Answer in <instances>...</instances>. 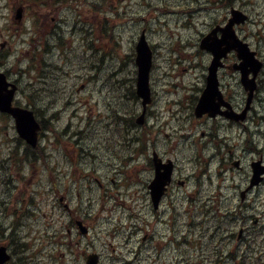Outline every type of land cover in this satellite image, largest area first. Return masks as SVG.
Returning <instances> with one entry per match:
<instances>
[{"label":"rangeland","instance_id":"374dc122","mask_svg":"<svg viewBox=\"0 0 264 264\" xmlns=\"http://www.w3.org/2000/svg\"><path fill=\"white\" fill-rule=\"evenodd\" d=\"M16 1L17 0H0V44L4 43L3 40H8L12 45H14V53L9 52L7 49L3 50L0 45L1 67L6 68L8 64L9 72H11L17 79L22 80L20 99H23L24 96L28 94L30 86L31 88L36 87V90H39L40 94H33L32 96L34 107L37 109L39 115L44 114L45 116H48L53 113L57 115L58 113L53 124L57 127L61 126L62 132L67 131V125L70 124L75 128L77 127V122L79 120L86 121V119L89 118L87 113L88 108L85 106L66 107V103L68 102L67 100L71 96L69 85L75 84L76 87L79 83L89 84L91 88V97H87V99L90 104L98 106V109H94V115L98 119L101 112L107 110L106 104L108 102L109 94L106 90L101 92L98 90L105 83H114L113 79H110L112 71H108V66L112 70L123 66L126 75L124 78L125 83L134 79L135 65L132 62V59H134V47L138 42V36H140L138 35V32L140 29L141 33L144 30L148 31V38L155 44L158 52V69L154 73V77L158 79V83L154 81V90L157 97H160L161 103L166 100L169 102V107H171L172 102L178 96L182 97L184 94H189L191 96L192 91L196 88V83L200 81L203 74H206V70L211 62L210 55L200 49V40L212 26H215L217 16L221 13L220 11L228 14L230 12L226 5L220 2V0H120V2H118L119 0H87L91 3V6L89 7L86 5L84 0H81V8L85 10H78L77 12L74 11V16L70 18L64 17L62 20L59 18L54 21L56 25L60 24V26L64 29V33L61 37L64 39L65 43L63 48L60 47L62 57L58 50H55L51 56L47 55L42 57L39 54L41 50H37L36 44L38 43V38L44 37L47 32V30H44L42 26L44 19H41L40 14L46 11L48 12V9L36 8L39 6L40 0H19L18 4L24 3L30 5V8H28L29 12H27L28 17L26 23L24 26H20L15 21L16 13H12L10 11L12 5H14V2ZM78 1L80 2V0H69L70 4H75ZM249 1L251 3L248 6ZM244 2L246 3L244 7L247 9L248 14L251 17L252 24L248 27H246V25L243 33L244 35L252 34L250 35L251 40L255 41L257 39L258 42L261 43V38H259L258 35H253L256 33H259V35L262 34L264 24V0H244ZM217 5L220 6L221 10H215L214 6ZM115 9L118 10L119 13L116 18H113L112 11ZM105 12L108 13L105 15ZM162 12L165 14L166 12H169V15H164ZM190 13H193L191 17L179 21V16L185 15V17H187ZM32 14L35 17V24L33 29L34 39L31 40L29 29L32 26V21L30 19ZM83 14H86L88 17L87 23L90 21V23L96 25L94 28L95 43L93 44L91 42V37H86L85 40H82L83 38H81L80 34H77L76 39L70 38L69 36L71 28L68 27V25L72 22L71 18H75L76 16L78 19L86 22ZM67 15V13L63 14V16ZM103 15H105L104 22L101 20ZM108 16L112 17L111 19L113 20L108 23L109 26L107 27L105 24L107 23ZM113 31H116L117 34ZM108 32L109 35L111 33L113 36H116V38L114 40H111L112 38H106ZM261 47L264 50L263 43L261 44ZM46 52L47 51H45V53ZM2 54H7L8 57L1 58ZM43 60H47L51 63V66L43 69L41 67ZM100 63L104 64L101 66ZM53 64L57 65L55 69ZM124 86L127 88V84ZM120 90L125 95L129 93L127 89ZM87 99H83L82 103L85 104ZM115 102L121 103L119 94L116 95ZM134 102L137 101L134 100ZM184 102V106H186L188 104L186 99ZM24 103L25 101H23V104ZM51 106H53V108L47 109ZM133 109H137L136 104L133 106ZM60 110L61 112H59ZM96 110L99 113L98 115L95 114ZM166 111L167 110H163L160 114H158V116L162 115ZM193 113L194 112L184 111L176 114L175 112L169 111L168 119L163 121H169L170 123L171 120H173L179 122V125L186 124L187 126L196 127L198 120L195 121L191 119ZM0 122H2L1 116ZM98 123L101 124L100 122ZM1 125L7 128L6 131H8V136H10V138H8L6 143L5 134L7 132H2L3 134L0 136V170L4 167L6 171H0V198L2 197L3 199H7V196H9L14 199L21 198L20 200H23L28 199L27 197L31 195L35 197L44 196V192L51 191V186L48 181L53 179L60 181L61 178H58L57 176L61 175L66 168L65 165H62L63 162L60 160V153L57 152L54 156H51L48 152L44 153V149H42L39 153V158L41 156L46 158L47 164H44V166L32 163L30 168H26L25 164H17L13 160L11 154V145L13 144L11 139L14 138L15 130L13 131L12 125L9 123L7 125L2 123ZM207 125L209 126V124ZM225 127L226 125L221 127L222 131H220L221 128L218 129L219 136L210 129L212 137H221L224 141H227L230 144L232 143L233 145L238 143L236 140L232 142L231 137L226 136H233V133L229 131L225 134ZM253 127L255 128V125ZM123 128L125 129L126 127ZM97 129L98 127L94 128L93 131H97ZM149 129L150 128L145 129L146 131L148 130L147 137L154 138L155 133ZM175 129L178 130V124H170L169 131L167 132L169 137L170 134L177 133V130L173 131ZM138 131V133L133 131L135 133L133 135L124 131L126 134L123 135V137L124 139H137L135 135L144 132L140 129ZM98 132L100 136H97L96 134L97 139L90 136L89 139H85L83 142H85L90 148H93L96 151H101V153H103L102 157H104L105 160L121 161V159L115 160L110 154H107L99 147V145L101 147H105L106 142L111 140H115L120 144V139L114 134H104V131L103 133L100 131ZM190 137L191 138H188L187 142H182L183 140L180 141L181 146L179 153L181 154V166L184 170H187V168L191 166L190 163L197 160L196 152L197 150L199 151L200 147L194 144V141L203 139L202 131L199 130L198 132H194ZM164 140L167 141V139ZM129 146L136 149L138 147L136 144H129ZM156 146H158V144ZM20 148L21 145L18 149ZM154 153V151H150L149 157L152 158ZM183 153L186 154V158L183 156ZM207 157L211 158V154L207 153ZM203 162H205V160H203ZM211 163L213 165L210 166V169H212L213 173V169L217 166L214 162L211 161ZM126 167L127 165L124 166V168ZM82 171L85 175L94 173L104 176L105 178L103 180L106 184L112 183V176L103 173L100 170L99 164L91 163V161L87 162L82 166ZM239 173L240 172L238 170L233 169L232 174H229L225 182L220 181L217 172L215 177L212 175L206 176L204 177L205 189L211 194L220 184L222 186H229L232 181L231 176L238 177ZM23 174H27V178L20 181ZM93 179V177L92 179H89V182L94 186L95 182ZM17 181H19L22 185L20 188L21 192H17V188L12 186V183ZM108 187H110L112 191H115V187ZM61 188L63 190L67 189L65 186H61ZM53 189L54 186L52 187V190ZM117 189L116 194L123 195L126 193L125 188L117 187ZM73 192L74 194H77L78 190H74ZM203 192L206 191L203 190ZM116 198L117 197H115L111 192H105L104 190L98 189L94 190V193L90 196L91 204L89 207L84 209L81 206H78L76 207L77 209L73 211V214L80 215L82 217H87L88 215H92L93 217L95 216L94 219L90 218L89 222L91 224L94 223V229L98 232L99 237L104 236L105 229L110 228L112 225L113 215L106 213L107 211H112V205L107 207L104 210L105 212H101L100 202H104V200L113 202ZM29 201L30 200H28L27 203H29ZM43 202L45 201H42V203ZM75 206L76 204H73L72 207ZM182 209H184V205L181 201L176 214L179 215ZM2 210L3 208L0 205V216L7 217ZM183 214L186 216L184 222L181 221L182 226L180 232V235H182V241L186 243V245L183 246V251L177 252L176 249H173V245L171 244V247L166 248L161 254L154 252L153 255L158 257L159 260L156 264H164V262H167L168 264H184L187 262L188 258L194 256L193 259H195L196 256L204 251L201 249L199 242H206L209 245L208 240L213 235V232L209 230L210 228L212 229V224H210V226L200 224L198 225L199 228H196L195 226L189 228V223L195 218V215L193 213ZM8 221L10 222L11 220ZM165 229L166 233L169 234V226L165 225ZM108 239L109 244H113L114 247H116V251L124 244L123 240H114L112 234L108 236ZM16 242L17 241L14 239L13 244H16ZM23 242L24 241H22V243ZM25 243H29L32 246V242L29 239H27V242L25 241ZM210 246L211 245L208 246L207 253L213 258V254L217 255V251L212 249ZM95 247L97 249H95ZM94 249L96 251L104 249V252L108 254V249L105 246L102 247L100 241L95 242ZM113 250L114 249L110 246L109 253L111 255L114 253ZM149 252L151 254L153 253L152 251ZM26 253L30 258L32 257V255L30 256L31 252ZM40 254L41 255L38 258L33 260L34 263L55 264L47 260V250L41 251ZM173 254H175L176 260L173 257ZM257 259L259 264H264L261 262L260 253L257 255Z\"/></svg>","mask_w":264,"mask_h":264},{"label":"bare ground","instance_id":"6f19581e","mask_svg":"<svg viewBox=\"0 0 264 264\" xmlns=\"http://www.w3.org/2000/svg\"><path fill=\"white\" fill-rule=\"evenodd\" d=\"M223 3H226V0H223ZM244 0H238L236 5H226L227 8H234L238 5H244ZM165 15H169V12H166ZM72 17L69 16L68 18ZM116 17V16H115ZM112 18V17H111ZM72 22L68 25V27H70V31H69V36L70 38H75L77 34L81 35V38H83L82 40H85L86 37H91V42L92 44L95 43V38H94V27L93 25H91L90 23H87L81 19H78L77 17H73L71 18ZM141 31V29H140ZM138 32V35L141 34V32ZM145 31V30H144ZM115 34H117L116 31H113ZM64 33V29L62 26H57L53 35V39L51 42L47 43V48L50 51V54L53 55V52L55 50H58L59 52L61 51L60 47H64V39H62L61 35ZM110 38H112L111 40H114L116 38V36H113V34L110 33ZM264 44V39H262L261 43H259V48L263 49L261 47V44ZM151 47L153 49V58H154V66H153V71L154 73L156 72V70L158 69V65H157V59H158V52L156 50L155 44L152 43L150 41ZM134 59H132V62L134 63V74H136V68H137V64H136V53L134 51L133 54ZM127 60V59H126ZM126 62V61H125ZM124 62V63H125ZM104 63H100V65L102 66ZM114 67V66H113ZM121 68H114V70L110 69L108 66V71H112V75L110 79H113L114 84H116L117 89L119 91V98L121 100V103H116L115 99L116 96L114 97L112 103L106 104L107 107V112L110 113L113 116H117L120 118V121L118 122L119 124H123L126 123L128 121L133 120L141 111V105L140 103L134 102V100H127L126 99V95L123 94L121 92L120 89H127L128 92L134 91L137 87V82H136V77H134V79H132L131 81H127V83H125V70L123 69V66H120ZM4 68V67H2ZM56 68V64H54V69ZM117 69V70H116ZM103 71V69H102ZM97 75V74H96ZM129 82V83H128ZM125 84H127V88L124 86ZM258 90L256 91V93L254 94V100H255V95L257 96ZM136 104L137 109H133V106ZM179 105V103H178ZM197 105V101L192 99L186 106H185V111L187 112H193L195 110V107ZM258 109H264V107H259ZM161 113V106L157 105L156 107H154L153 110H151L148 114V118L153 119L156 118V115ZM101 124L97 123V131H92L89 129H80V130H74L73 131V136L80 141V143L82 144L84 151H85V155L92 161L91 163H97L100 159L103 163V167L102 170L104 171H108L109 168H114L117 172L119 171V167L116 163H114L113 161H109V160H105L103 156V153H101V151H96L93 148H90L85 142H83V140L85 139H89L90 136H92V138L97 139L96 138V134L97 136L99 135L100 131L101 133H103V131L105 132L104 134H108L110 128L114 125V121L112 117H106V116H102L100 121ZM132 130L135 132H139L136 128H128L126 127L125 129L120 127L117 131H115V134H119L120 136L123 134L124 131L126 130ZM100 136V135H99ZM180 140L182 142H187L188 141V137L185 135H180L179 136ZM205 141L206 138H203L201 140H196L194 141V144L198 145L200 148H202L204 151H206L209 154V151L207 150L206 146H205ZM245 139H243L240 142H244ZM152 145H157L160 142V138L159 136H155L154 138H152L150 140ZM240 142L236 143L238 144V148L237 151H234L233 154H235V156L240 155V156H245V160L243 159V163L242 165L245 167V171L247 170V165L246 164V160L248 157V154L244 152H246L243 149V146L240 144ZM129 141L125 140L119 151L118 154L120 157H126L128 155V149H129ZM21 145V148H23V144L21 142H16L14 145V150H17L18 147ZM193 145V144H191ZM99 147L106 152L107 154L109 152L106 151V149H113L114 148V143H112L111 141H107L106 142V146L105 147H101L99 145ZM195 148V147H193ZM211 153V158L209 157L208 160L210 162L211 165H213L211 163L214 162L215 165L217 167H215V169H213L214 171H218V163L213 160L214 157V152H210ZM232 156V155H231ZM230 157L228 156L227 159H229ZM223 159H226V157L224 156ZM225 163L226 161L223 160ZM255 163H261V162H254L252 164V168L253 165ZM233 165H241L240 161H234ZM196 166L198 167L199 164H196ZM2 172H6L4 167L1 168ZM8 171V168H7ZM1 172V173H2ZM103 172V171H102ZM113 174H116L115 172ZM91 189L93 190V187L90 189H85L86 193H91ZM194 192V188H192L187 194L185 195H181V199L183 200V205H184V209L181 210V212L179 213V219L177 221L174 222V224L172 225V231L175 234V236L178 238L179 242H182V235H180L181 232V226H182V222H184L185 219V215L183 213H193L195 215V218L189 223V228H192L193 226H195L196 228L198 227V225L202 224V225H208L210 226V224H212V227H216V226H220L221 227V234L224 235L225 231H229L231 228H234V231L237 228L236 231V235H238V232H243L244 235L241 236H237L236 241L234 239V237L232 238V240L230 241L231 243L236 244H248V248H238L235 249L236 251V258L234 259V261L232 262V264H258L257 260L252 257V256H247L246 253L255 249L260 253V259L261 262L264 263V251L261 250V248H259L260 244L264 243V200H254L251 199L253 205L252 207L249 209V214L253 215V218L249 219V220H245L243 219V212H246V207L245 204L248 203V194L250 192V190H248V193L246 195H242V196H234L232 198L231 201H226L224 198H214L212 196H208V197H201V198H197V199H193L191 197V195ZM256 198V197H254ZM80 205H82L83 207H87L88 203H89V198L88 197H83L80 199L79 201ZM179 205L180 202L175 201L171 204L172 208L177 211L179 209ZM226 206V209H225ZM116 214L120 215L123 218L126 219H130L131 218V214L130 212H128L125 209H118L116 211ZM260 216L262 217V222L260 225H257V220ZM237 220V226H235L233 224L234 220ZM22 220V221H20ZM8 219L6 217H2L0 216V236L3 235L4 233H6L7 237H10L12 239H15L17 242H19V244H15V257L18 260H21L23 262H25L26 264H34L32 261H30L28 254L26 253V248H24L23 244H21L22 242V237L20 236L22 234V231H26V229L28 228L29 225H33L35 227H38L39 225L35 222H31L25 218H21L18 221H14L12 223H8ZM188 223V222H186ZM185 223V224H186ZM186 226V225H185ZM115 227L121 232L124 233L126 231V225L122 224V223H116ZM214 235V233H213ZM213 235L212 237L208 240L209 245H213ZM16 237V238H15ZM223 242L224 241V237L222 238ZM213 248V247H212ZM184 264H199L198 261H190V262H186Z\"/></svg>","mask_w":264,"mask_h":264},{"label":"flooded vegetation","instance_id":"af4514ba","mask_svg":"<svg viewBox=\"0 0 264 264\" xmlns=\"http://www.w3.org/2000/svg\"><path fill=\"white\" fill-rule=\"evenodd\" d=\"M238 2V0H226V5H236ZM256 91L258 90L257 96L255 95V100L254 102L256 103L257 107H264V70L261 74H259L256 78ZM203 90L197 91V93H195V97L194 100L197 101L198 97L202 94ZM185 111V106L182 103H179L178 105V113L184 112ZM251 114H253V109ZM226 125L225 122L221 121V120H215L212 122V126H211V130L215 132L216 135L219 136L218 134V129H220L222 126ZM222 131V128L221 130ZM225 134H227L230 131L229 127H225ZM240 135L244 136L245 141L244 142H240V144L243 146V149L246 151L244 152L248 154L247 160H246V164L247 165V170L246 173H250L252 170V164L254 162H261L262 165H264V127L261 130H253L248 134H245L243 131H238L237 132ZM205 146L207 148V150L209 151V154H211L210 152H214V157L213 160H215L218 163V171L219 173H225L227 175L232 174V169L229 166H233V162L234 161H240L241 165L240 167H244L242 165L243 163V159L245 160V156H240L237 155L235 156V154H233L234 151H237L238 148V144H230L227 141H224V139H222L221 137L219 138H215V137H207L206 141H205ZM112 149H106L107 152H110ZM232 155V156H231ZM226 157V159H223V157ZM228 156L230 157L229 159ZM225 160L226 163L223 161ZM95 164H99L100 170L103 172H106L104 170H102L103 167V163L101 161V159L95 163ZM245 169V167H244ZM93 185L92 183L88 182L86 184V190L92 188ZM263 188H264V182H263ZM264 190V189H263ZM92 192V189H91ZM248 196V203L245 204L246 207V212H243V219H245L246 221L249 220L250 218H253L252 214H249L248 208L250 209L253 205L251 199L254 200H264V196L262 195L261 192L259 191H250ZM256 197V198H254ZM227 198V197H226ZM224 198L226 201H231L233 197H229V198ZM180 215V214H179ZM178 215V216H179ZM75 224H77V222H79L78 220H74ZM233 224L235 226H237V220L235 219ZM264 226V223H263ZM217 230V232H219L221 234V227L220 226H216L215 227ZM236 230L234 231V228H231L229 231H225L226 235L224 237V241L222 243V240L219 238V236L217 234L213 235V245L210 246L212 249L216 250L218 252V254L220 255L221 259L224 260V262L220 263V264H232V262L234 261V259L236 258V251L235 249L238 248H248V244H243L241 243L239 244H234L231 243L230 241L232 240V238L234 237L235 241L237 238L236 235ZM261 248V250L264 251V243L259 245ZM199 264H208V263H203V262H199ZM236 264V262H235Z\"/></svg>","mask_w":264,"mask_h":264},{"label":"water","instance_id":"95a60500","mask_svg":"<svg viewBox=\"0 0 264 264\" xmlns=\"http://www.w3.org/2000/svg\"><path fill=\"white\" fill-rule=\"evenodd\" d=\"M227 42L229 43L230 40L227 39ZM232 42V41H231ZM215 55H217V51L215 49L212 50ZM151 58H152V52L145 40V37L143 36L141 38V41L139 42L137 46V58H136V64L139 67V88L141 92H144L143 86H146V80L147 73L146 71L151 66ZM218 66V60H214L210 71L211 74L214 73V70ZM215 81V78H213ZM244 85L246 89H250V85H248L247 82H244ZM8 84H6L5 77L0 74V110L3 112H8L13 114L17 118L18 126H19V132L22 135V137H25L28 141L31 142L32 135H34L35 138V130H36V123L34 121L33 115L29 111H25L19 108H13L12 102L14 98V92L15 89L12 90L8 89ZM209 94L207 97L214 95L215 91V82H210L209 84ZM216 106L213 104V108Z\"/></svg>","mask_w":264,"mask_h":264},{"label":"trees","instance_id":"16d2710c","mask_svg":"<svg viewBox=\"0 0 264 264\" xmlns=\"http://www.w3.org/2000/svg\"><path fill=\"white\" fill-rule=\"evenodd\" d=\"M114 13H115V15H114ZM114 13L112 12V17H113V18H116L115 16H118V12H114ZM143 17H144V16H143ZM111 20H113V19H109V20H108V23L111 22ZM108 25H109V24H108ZM18 152H19V151H18ZM2 237H3V235L0 236V238H2Z\"/></svg>","mask_w":264,"mask_h":264}]
</instances>
